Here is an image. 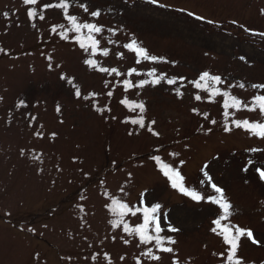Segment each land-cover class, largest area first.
Segmentation results:
<instances>
[{"label":"rangeland","instance_id":"rangeland-1","mask_svg":"<svg viewBox=\"0 0 264 264\" xmlns=\"http://www.w3.org/2000/svg\"><path fill=\"white\" fill-rule=\"evenodd\" d=\"M56 2L0 0V173H5L0 177V264H172L177 258L179 264H225L220 253L228 246L213 227L233 234L237 227L251 230L258 243L241 238L237 255L244 264H264V181L256 171L264 170V139L232 123L264 118L258 111L229 109L226 120V98H212L190 83L209 71L225 81L222 91L245 103L258 94L251 85L264 83V0H69V14L104 29L96 36L95 56L80 49L75 34L61 37L70 25L59 10L44 8ZM80 2L101 16L84 13L76 7ZM26 9L37 17H27ZM133 39L168 62L135 63L134 54L123 48ZM88 58L96 60V69L83 62ZM100 67L121 75L102 73ZM132 68L136 73L128 76ZM152 70L185 79L124 88L125 79L134 84L152 79L147 76ZM239 83L246 87H229ZM123 99L143 102L146 112H133L120 103ZM21 100L26 108L16 107ZM141 115L143 129L130 123ZM225 124L232 130L225 131ZM164 165L178 170L184 185L205 199L197 202L172 189ZM209 176L232 204L220 226L213 221L223 211L207 200L217 195ZM149 198L162 204L179 229L166 233L176 241L173 254L158 253L151 244H125L133 237L111 226L112 199L135 210L150 206ZM124 220L138 226L143 213H129ZM149 248L161 255L159 262L143 254Z\"/></svg>","mask_w":264,"mask_h":264},{"label":"snow or ice","instance_id":"snow-or-ice-1","mask_svg":"<svg viewBox=\"0 0 264 264\" xmlns=\"http://www.w3.org/2000/svg\"><path fill=\"white\" fill-rule=\"evenodd\" d=\"M157 0H152V3H156ZM24 5H36L37 0H22ZM72 7V4L69 3V0H57L55 4L53 3H46L44 4L45 9H56L62 13L63 17L67 20L70 27H67L66 30L60 33L61 37L65 40L69 39V34H75V40L79 44L80 49H83L84 52L89 53L90 56H95L97 54V49L100 46L99 40L96 38L97 35L101 34L104 29L102 26H99L97 23L81 21L77 15L69 14V9ZM76 7L83 10L84 13H88L93 18H99L101 16L100 10H93L89 12V5L83 2L77 3ZM111 12L112 10L109 9ZM27 17L35 18L37 17L38 13L34 10H27L26 9ZM5 19L8 18V13L5 12L2 14ZM191 15V14H190ZM39 19L43 20L44 16L39 15ZM198 19H201L198 17ZM35 27V25H33ZM64 25H61V28H64ZM55 31V29H53ZM123 48L129 50L134 54V62L140 63L141 61H151L153 63H167L168 61L164 60L163 58H159L155 55H150L148 50L144 47L140 46L135 39L131 40L128 43L123 44ZM0 51H3L0 49ZM104 56H108L109 52L104 51ZM123 54H121L122 56ZM240 59H244V57H240ZM87 64L90 68L96 69L97 62L95 59L88 58L83 61ZM99 71L102 73L108 74H115L120 76L121 73L116 68H106L100 67ZM136 73V69L132 68L127 73L128 76H132ZM147 76L153 77L152 79H141L139 84H134L132 81L125 79L123 84L125 89H132L134 87H138L140 89H144L145 86L151 85L156 86L160 85L162 81H166L168 85L177 84L178 80L185 79L184 77L178 78H168L166 74H162L157 76L155 70L149 71ZM64 77H62L63 79ZM71 83V81H68ZM196 89L201 90L202 92L207 93L210 97L215 98L217 96L224 97L223 101V108L226 110L224 112V117L227 120L229 117V109H234L236 111L247 110L249 112H259L260 116L264 118V83L260 84H252L251 87L258 91V94L252 96L249 103H245L243 100L237 98L236 96L232 95L229 91H222L219 85L224 84L225 81L222 80L220 75H213L209 71H203L199 74L198 79L190 81ZM229 87H239L240 89H244L246 86L244 83H239L238 85H229ZM178 97H182L183 93L177 90L176 92ZM74 95L76 98H81V90L77 87L75 89ZM94 95V94H92ZM107 95L111 97L113 95L112 91H108ZM84 100H89L90 96L85 95L83 96ZM194 99L196 101H200L202 99L201 95H195ZM123 105L127 108L135 112L139 110L141 114L146 112V107L143 102H130L128 99H123L120 101ZM17 108L27 107L25 101L21 100L17 106ZM98 112H102V109L97 108ZM59 111V107L57 108ZM110 111V109H108ZM193 112H196L199 115V112L196 108L192 109ZM207 115H205V119H207ZM35 120V117H32ZM129 121H125L128 123ZM132 125H138L140 128H145V119L143 115L139 119H132L130 121ZM212 124H215L216 121L212 120ZM235 127L243 128L246 132L250 133L253 136H257L259 138L264 139V119L258 121H249L248 119L244 120H234L232 121ZM151 124H155V121H151ZM147 130L152 132L153 135H158L155 133L150 126H147ZM225 131H231L227 124L224 126ZM210 131V129H209ZM133 133H129L132 135ZM55 134H53L54 136ZM23 154V152H22ZM154 159L159 160V157H154ZM251 163V161H249ZM163 176L167 178V181L170 182V186L172 189H177L181 194L189 197L190 199L200 202L202 197L196 190H190L187 188L184 183V177L181 173L172 168L168 165H164L162 167ZM247 171V168L244 169ZM256 171L259 173V179L264 181V170L261 168H257ZM205 176H208V173H204ZM212 178L208 177V183L211 184V188L217 195H212L207 197V200L213 204L217 205L219 210L223 211V216L220 219H216L213 221L214 224L220 226L221 219L227 218L232 210V204L229 199L225 196L224 190L217 186L215 183L211 182ZM142 198L147 197L148 193H142ZM150 206H146L143 209L136 208L133 210L130 208L126 203L120 202L116 199L111 200V211L116 216V219L110 221L111 226L113 229H121L127 236L133 237V240L124 239L125 244H130L135 242L137 247L141 245H153L158 253H167L173 254L174 248L172 245L176 244V241L172 236L167 235L166 233H175L178 232L179 229L176 228L171 221L169 220V213L162 211V204L158 202H152L149 198ZM143 213V222L140 223L138 226L130 227L128 223L125 222L124 217L131 213V215L136 216L138 212ZM213 233H216L218 236L222 237V242L224 245H227L228 248L226 252H221L220 255L222 257H226L225 264H244V260L238 257V249L240 247L241 238H245L250 240L252 244H257L258 241L253 237V233L251 230H245L237 227L235 229V233L233 234L229 228H223L220 232H217V228H211ZM115 239V237H113ZM146 257H148L152 261L159 262L161 260V255H158L149 248L146 252L143 253ZM95 259V257H93ZM123 259V257H121ZM137 264H142V262L137 261ZM172 264H179V260L173 259Z\"/></svg>","mask_w":264,"mask_h":264},{"label":"trees","instance_id":"trees-1","mask_svg":"<svg viewBox=\"0 0 264 264\" xmlns=\"http://www.w3.org/2000/svg\"><path fill=\"white\" fill-rule=\"evenodd\" d=\"M5 175V173H0V177H3ZM2 218H4V217H2ZM5 220V219H4ZM0 221H3L1 218H0ZM4 222V221H3ZM0 227H2V226H0ZM6 227V225L3 227V228H5ZM19 227H20V225H14V226H12V228L13 229H15V230H17V229H19ZM2 228V229H3ZM32 234H34V233H32ZM37 264V263H36Z\"/></svg>","mask_w":264,"mask_h":264}]
</instances>
